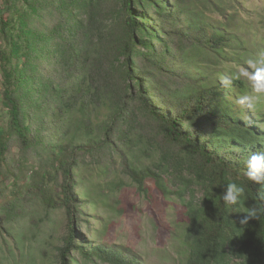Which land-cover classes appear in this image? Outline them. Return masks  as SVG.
Masks as SVG:
<instances>
[{"label": "trees", "instance_id": "trees-1", "mask_svg": "<svg viewBox=\"0 0 264 264\" xmlns=\"http://www.w3.org/2000/svg\"><path fill=\"white\" fill-rule=\"evenodd\" d=\"M4 2L10 7V0ZM24 2L37 21L20 25L22 43L0 45L2 100L9 115L0 132V164L13 139L46 160L54 179L34 171L32 190L45 205L67 213L69 232L58 264H80L70 256L73 248L91 260L144 264L128 247L94 243L85 250L74 223L79 206L88 203V195L75 189L79 161L89 155L117 151L140 189L153 176L169 192L160 175L136 171L121 152L141 127L140 113L168 144L160 148V166L183 180L187 169L203 190L200 202H186L189 253L183 264H264V185L243 175L248 157L264 152V94L254 98L243 77L225 86L222 79L229 77L213 67L243 60V40L182 0ZM1 23L3 30L12 26L6 16ZM243 95L253 98L251 108L237 103ZM233 182L245 194L226 209L221 195ZM3 206L1 221L13 214L9 202ZM250 208L261 211L240 224Z\"/></svg>", "mask_w": 264, "mask_h": 264}, {"label": "rangeland", "instance_id": "rangeland-1", "mask_svg": "<svg viewBox=\"0 0 264 264\" xmlns=\"http://www.w3.org/2000/svg\"><path fill=\"white\" fill-rule=\"evenodd\" d=\"M181 3L225 24L243 40V60L218 62L213 66L229 78L240 67L248 68L246 61L250 57L264 52V0H182ZM10 4L8 7L0 0L2 47L11 40L22 43L18 37L20 25L37 21L24 0H10ZM3 16L12 20V26L5 30L1 23ZM196 69L197 65L191 67L192 71ZM2 83L0 73V132L7 129L9 118L2 100ZM250 88L256 98L251 84ZM138 118L141 127L136 129L133 142L123 145L121 152L136 171L147 168L160 175L169 192L162 191L153 176L146 177L144 189H140L123 169L117 151L103 158L86 156L77 168L80 181L75 193L88 195V203L79 206L75 214L77 240H83L85 250L94 243L117 249L128 247L144 264H183L189 253L184 243L186 202H200L203 190L186 166L183 175L188 180L160 166V148L168 144L163 143L165 138L153 121L143 113ZM41 158L32 150H22L13 139L0 164V209L9 202L13 210L11 218L0 220V264H58V253L70 225L64 208H50L32 190L37 179L34 171L46 180L54 179L46 160L42 163ZM70 256L80 264H110L99 258L87 259L79 248H73Z\"/></svg>", "mask_w": 264, "mask_h": 264}, {"label": "clouds", "instance_id": "clouds-1", "mask_svg": "<svg viewBox=\"0 0 264 264\" xmlns=\"http://www.w3.org/2000/svg\"><path fill=\"white\" fill-rule=\"evenodd\" d=\"M246 63L248 68L240 67L235 76L223 78L222 83L228 86L231 85L233 79L243 77L251 84L255 93L264 94V52L250 57ZM252 99L249 95H243L237 100V103L251 108ZM243 175L252 184L264 185V152H257L248 157ZM244 194L245 188L243 186L234 182L229 183L221 195V200L226 209H233L234 206L239 204ZM260 211L257 208L248 209L244 212L246 215L240 220V224L246 225L250 219H256Z\"/></svg>", "mask_w": 264, "mask_h": 264}]
</instances>
